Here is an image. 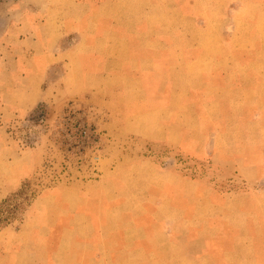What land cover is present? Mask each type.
<instances>
[{"label":"crops","instance_id":"crops-1","mask_svg":"<svg viewBox=\"0 0 264 264\" xmlns=\"http://www.w3.org/2000/svg\"><path fill=\"white\" fill-rule=\"evenodd\" d=\"M11 1L0 129L57 96L100 107L111 139L95 178L41 197L9 264H264V0Z\"/></svg>","mask_w":264,"mask_h":264},{"label":"rangeland","instance_id":"rangeland-1","mask_svg":"<svg viewBox=\"0 0 264 264\" xmlns=\"http://www.w3.org/2000/svg\"><path fill=\"white\" fill-rule=\"evenodd\" d=\"M8 9H14L12 1L0 0V24L10 18L5 15ZM11 19L18 22L19 18ZM4 35L0 31V44ZM4 112L0 129V220H10L0 223V264H9L6 245L21 236L22 223L30 214L45 208L41 197L58 184H82L95 178L111 137L106 126L108 114L86 100L67 102L54 96L22 112L9 105ZM12 147L11 154L6 152ZM38 147L41 162L24 173V162L18 155ZM14 206L17 209L12 217L8 212H13Z\"/></svg>","mask_w":264,"mask_h":264},{"label":"trees","instance_id":"trees-1","mask_svg":"<svg viewBox=\"0 0 264 264\" xmlns=\"http://www.w3.org/2000/svg\"><path fill=\"white\" fill-rule=\"evenodd\" d=\"M6 204H8L7 201L4 202V205H6ZM16 209H17V208L14 206L13 212H12V210H11V212L9 211L8 214L12 215V217H13V215H14V211H16ZM0 215H1V213H0ZM0 217H1V216H0ZM8 220H10L9 217H8V218H5V219H3V220H0V223L8 222ZM0 227H1V226H0Z\"/></svg>","mask_w":264,"mask_h":264}]
</instances>
